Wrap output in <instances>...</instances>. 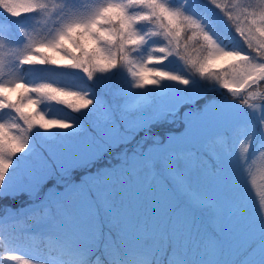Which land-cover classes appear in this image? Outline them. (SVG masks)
Returning <instances> with one entry per match:
<instances>
[{
	"label": "snow or ice",
	"instance_id": "obj_1",
	"mask_svg": "<svg viewBox=\"0 0 264 264\" xmlns=\"http://www.w3.org/2000/svg\"><path fill=\"white\" fill-rule=\"evenodd\" d=\"M0 13V48L23 46L0 56V224L25 218L54 241L37 264H264V214L243 195L250 150L264 153L250 103L264 105V0H0ZM170 58L186 69L155 66ZM37 64L89 84L24 78Z\"/></svg>",
	"mask_w": 264,
	"mask_h": 264
},
{
	"label": "trees",
	"instance_id": "obj_2",
	"mask_svg": "<svg viewBox=\"0 0 264 264\" xmlns=\"http://www.w3.org/2000/svg\"><path fill=\"white\" fill-rule=\"evenodd\" d=\"M201 3H204L205 0H200ZM248 3H251L253 5H259L261 3V0H247ZM21 19H24L23 17ZM49 24L52 23L51 20L48 21ZM0 24H3L5 26V29H7L8 21L5 19L2 13H0ZM46 34V33H45ZM13 39H18V34L13 33L12 34ZM226 36L228 39L233 40L234 44H240L242 41L240 40L239 36L236 35L235 32H231L230 30L227 31ZM4 47L0 48V56H2L5 60V65L10 63L9 57L12 52H22V45L18 46H9L6 41H3ZM171 62H165L163 65H155L156 67H162L167 70H171L174 72H182L186 69V65L181 62L178 59L170 58ZM47 66H41L39 64L35 66H23L26 71L23 72L24 78L30 80V81H46V80H55L61 85H66L70 87L72 90H76L78 87H86L88 86L89 82L87 81L86 77L83 76V74L78 75H68L67 70L65 69H56L55 71L51 70H44ZM5 75L4 79H16L20 73L13 72L10 68L7 66L5 67ZM126 85V77L120 76L117 77L116 81L114 82V86L120 87ZM89 87H93L92 85H89ZM264 91V90H262ZM254 103H258V105L261 108H264V105L260 103L259 99H254ZM250 103H252L250 101ZM261 110V109H260ZM48 115L50 118L54 119H65V120H71L73 118L79 120L81 117L78 113H75L69 109L64 108L60 105H51L48 109ZM61 130L57 127H54L51 130V134L55 135L57 132H60ZM68 131H71L69 129ZM219 134H214L210 137V139L215 142L218 138ZM119 149V148H118ZM118 149H116L112 154L114 155L115 152H118ZM240 145L236 144L234 145L233 150L239 152ZM249 163L246 169V179L243 186V195L244 200L246 203V211L247 214L250 216H259L261 214H264V211L258 210L256 214L251 212L252 207L255 205L257 200H261L264 198V153L256 152V153H249L248 157ZM77 174L83 175V170H81L79 173H73V176L75 177ZM193 195L197 197L201 196H207L210 195L208 193L203 192H197L193 191ZM255 201L254 204L252 202ZM33 223V221L22 218L21 221L17 222L15 225L10 224H0V238H3L4 243H0V262L2 264H12L2 258V255H4V251L8 247V244L5 242L6 237L4 235L8 232L15 233L16 235L23 236L24 234L29 235L30 239H21L19 241L28 243L29 245L34 246L36 249L41 251L44 255L49 253L50 250L54 247V241H51L48 237H40L36 233L28 232V225ZM212 225L209 224V228L211 229Z\"/></svg>",
	"mask_w": 264,
	"mask_h": 264
},
{
	"label": "rangeland",
	"instance_id": "obj_3",
	"mask_svg": "<svg viewBox=\"0 0 264 264\" xmlns=\"http://www.w3.org/2000/svg\"><path fill=\"white\" fill-rule=\"evenodd\" d=\"M256 98L259 99L258 96ZM256 98H254V99H256ZM253 100H251L252 103H254ZM255 104L257 106L256 111H257V113H259L261 107L258 105V103H255ZM214 134H216V133H214ZM120 150L121 149H118V152ZM107 159H108V157H105L104 160L98 161L97 166H102L107 161ZM254 203H255V201L252 202V204H254ZM258 210L264 211V198H262L260 201L259 200L256 201L255 205L251 209V212L256 214ZM10 235H16V234L12 233V232H8L4 235V237H6L5 242L8 244V247L4 251V255H2V258L4 260L8 261L6 259V257L10 254H15V255L21 256L22 260L28 259V260H30L31 264H37L38 258L47 257L48 253L46 255L41 254V251H39L35 247L30 246L29 244H26V243H22L20 241H18L15 245H9L8 237ZM12 248H15V251H12ZM8 262H10L12 264H16V262H11V261H8Z\"/></svg>",
	"mask_w": 264,
	"mask_h": 264
}]
</instances>
